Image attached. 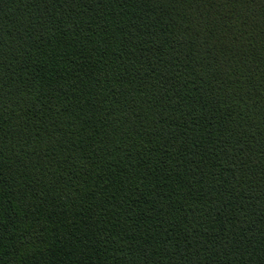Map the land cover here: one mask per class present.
Here are the masks:
<instances>
[{"label":"trees","instance_id":"trees-1","mask_svg":"<svg viewBox=\"0 0 264 264\" xmlns=\"http://www.w3.org/2000/svg\"><path fill=\"white\" fill-rule=\"evenodd\" d=\"M0 264H264V0H0Z\"/></svg>","mask_w":264,"mask_h":264}]
</instances>
